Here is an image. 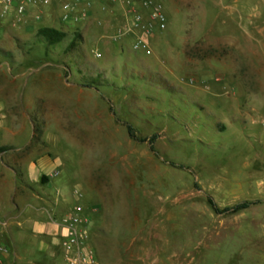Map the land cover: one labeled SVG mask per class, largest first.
<instances>
[{"label":"rangeland","instance_id":"1","mask_svg":"<svg viewBox=\"0 0 264 264\" xmlns=\"http://www.w3.org/2000/svg\"><path fill=\"white\" fill-rule=\"evenodd\" d=\"M0 126L15 159H60L96 264H264V202L206 199L264 198V0L0 4Z\"/></svg>","mask_w":264,"mask_h":264},{"label":"crops","instance_id":"2","mask_svg":"<svg viewBox=\"0 0 264 264\" xmlns=\"http://www.w3.org/2000/svg\"><path fill=\"white\" fill-rule=\"evenodd\" d=\"M3 145L5 136L0 139V157L10 164H5V169L11 173L12 181L5 180L4 176L2 187L5 189V184L12 183L11 192L14 194L11 208L14 212L9 210L6 214L12 218L25 216L26 224L15 221L17 229L9 231L5 237L8 223L0 221V245L6 248L0 253V264H64L58 222L73 211L75 195L73 186H68L59 177L60 159L50 154H39L19 161L7 154ZM2 214L5 216V207H0V217ZM7 240L11 243L8 244Z\"/></svg>","mask_w":264,"mask_h":264},{"label":"built area","instance_id":"3","mask_svg":"<svg viewBox=\"0 0 264 264\" xmlns=\"http://www.w3.org/2000/svg\"><path fill=\"white\" fill-rule=\"evenodd\" d=\"M49 0H0L2 11L5 12L10 8H14L17 14L24 16L29 6L36 4L46 5ZM65 9L68 4L64 5ZM38 18V16L36 15ZM22 18V17H21ZM79 207L76 211L62 216L58 222L60 225L59 244L62 249V257L64 264H96L91 251L82 248L83 234L78 229L79 223ZM6 248L0 245V253L5 252Z\"/></svg>","mask_w":264,"mask_h":264},{"label":"trees","instance_id":"4","mask_svg":"<svg viewBox=\"0 0 264 264\" xmlns=\"http://www.w3.org/2000/svg\"><path fill=\"white\" fill-rule=\"evenodd\" d=\"M38 33L44 38H46L48 41H52V42L59 41L64 36V33L51 27H41L38 29ZM125 127L127 134L130 138L137 140L139 142H146L148 144L149 149L152 152L154 151V140L156 138L155 135H151L148 137H139L135 129L132 127V125L125 123ZM206 199L211 209L218 214H233L240 210L246 209L252 205H255L257 203L264 202V198L243 199L232 205H226L220 207L216 204L215 200L210 195H207Z\"/></svg>","mask_w":264,"mask_h":264}]
</instances>
